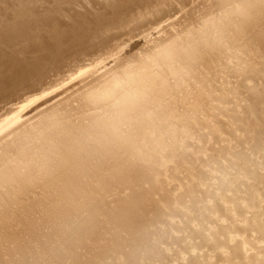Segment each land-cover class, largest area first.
Wrapping results in <instances>:
<instances>
[{
  "label": "bare ground",
  "instance_id": "obj_1",
  "mask_svg": "<svg viewBox=\"0 0 264 264\" xmlns=\"http://www.w3.org/2000/svg\"><path fill=\"white\" fill-rule=\"evenodd\" d=\"M0 47V264H264V0H0Z\"/></svg>",
  "mask_w": 264,
  "mask_h": 264
},
{
  "label": "rangeland",
  "instance_id": "obj_2",
  "mask_svg": "<svg viewBox=\"0 0 264 264\" xmlns=\"http://www.w3.org/2000/svg\"><path fill=\"white\" fill-rule=\"evenodd\" d=\"M140 38V39H139ZM136 39V40H135ZM135 39H133V43H138L139 42V44L140 45H142L143 43H144V40H143V38H141V37H137V38H135ZM143 42V43H142ZM0 49L3 51L4 50V47H0ZM5 49H7V48H5ZM0 50V51H1ZM71 63H73V62H67V65H71ZM64 68L66 69L67 68V66H64L62 69L63 70H61L60 72H58V74H56V73H49L48 74V76H47V81L46 82H50V80L51 81H53V79H55V77L57 78L58 76V78L57 79H59L60 78V75H61V77H63L64 76ZM67 70V69H66ZM55 74H56V76H55ZM52 77V79H51V77ZM49 78V79H48ZM57 79H55V80H57ZM49 80V81H48ZM14 88V89H13ZM26 84H22V85H18V87L17 86H13V87H10V88H8L7 90H5V91H2V92H0V100L2 99V97H3V99L0 101V106H4L6 103H8V102H11V101H13L16 97H18V95L20 96L21 94H23L25 91H26ZM10 89V90H9ZM13 89V90H12ZM17 91H19V93L17 92ZM63 91V89H61V91H59V92H57V93H60V92H62ZM16 94V95H15ZM56 95V93L55 94H53L52 96H50V97H53V96H55ZM11 96V97H10ZM49 97V98H50ZM59 97H61V96H59ZM3 104V105H2ZM27 114H28V112H27ZM33 114V112L32 113H30L29 115H32ZM28 115V116H29ZM27 116V115H26Z\"/></svg>",
  "mask_w": 264,
  "mask_h": 264
}]
</instances>
